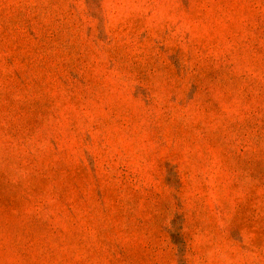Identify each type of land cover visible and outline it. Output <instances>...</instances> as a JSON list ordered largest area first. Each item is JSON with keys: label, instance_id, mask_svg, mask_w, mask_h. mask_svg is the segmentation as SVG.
Here are the masks:
<instances>
[{"label": "rangeland", "instance_id": "374dc122", "mask_svg": "<svg viewBox=\"0 0 264 264\" xmlns=\"http://www.w3.org/2000/svg\"><path fill=\"white\" fill-rule=\"evenodd\" d=\"M0 264H264V0H0Z\"/></svg>", "mask_w": 264, "mask_h": 264}]
</instances>
